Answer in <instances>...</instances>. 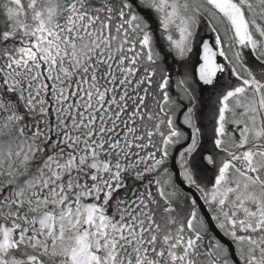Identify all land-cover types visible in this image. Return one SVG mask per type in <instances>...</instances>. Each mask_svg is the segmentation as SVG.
I'll return each instance as SVG.
<instances>
[{
    "label": "snow or ice",
    "instance_id": "snow-or-ice-1",
    "mask_svg": "<svg viewBox=\"0 0 264 264\" xmlns=\"http://www.w3.org/2000/svg\"><path fill=\"white\" fill-rule=\"evenodd\" d=\"M0 15V123L39 178L0 169V264H264V0Z\"/></svg>",
    "mask_w": 264,
    "mask_h": 264
},
{
    "label": "clouds",
    "instance_id": "clouds-1",
    "mask_svg": "<svg viewBox=\"0 0 264 264\" xmlns=\"http://www.w3.org/2000/svg\"><path fill=\"white\" fill-rule=\"evenodd\" d=\"M41 18L48 28L54 29L55 26L61 21L64 15L65 0H37ZM122 39L115 37L111 41V46L108 49L112 55H119V49L122 46ZM94 51V41L92 38L86 37L78 41L76 46L75 59L79 62L80 67L83 66L85 58L89 53ZM19 127L15 121H10L7 125L0 123V169L10 170L12 175L16 177L14 186L17 191L23 193L25 196L29 194L39 183V178L34 174L23 171L25 167L29 168L24 159V152L17 153V145L21 143L22 136L16 131ZM35 148V142L25 140L24 149L27 151L29 146ZM31 156L28 157L30 161ZM26 177V179H25Z\"/></svg>",
    "mask_w": 264,
    "mask_h": 264
},
{
    "label": "trees",
    "instance_id": "trees-1",
    "mask_svg": "<svg viewBox=\"0 0 264 264\" xmlns=\"http://www.w3.org/2000/svg\"><path fill=\"white\" fill-rule=\"evenodd\" d=\"M3 21H4V17L2 15H0V32H2L5 28ZM4 46H5V44L0 43V48H3Z\"/></svg>",
    "mask_w": 264,
    "mask_h": 264
}]
</instances>
